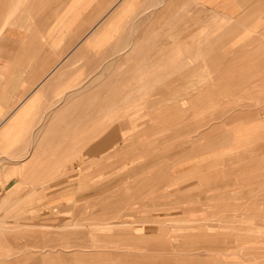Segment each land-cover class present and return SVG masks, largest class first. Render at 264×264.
<instances>
[{"label": "crops", "instance_id": "crops-1", "mask_svg": "<svg viewBox=\"0 0 264 264\" xmlns=\"http://www.w3.org/2000/svg\"><path fill=\"white\" fill-rule=\"evenodd\" d=\"M255 91L264 92V0H0V200L114 181L158 196L185 186H160L158 157L205 146L223 124L225 154L252 170L264 115L229 97ZM212 106L220 119L208 129ZM229 107L242 109L223 115Z\"/></svg>", "mask_w": 264, "mask_h": 264}, {"label": "rangeland", "instance_id": "rangeland-1", "mask_svg": "<svg viewBox=\"0 0 264 264\" xmlns=\"http://www.w3.org/2000/svg\"><path fill=\"white\" fill-rule=\"evenodd\" d=\"M243 94L229 100L254 103L255 114L264 115V92ZM216 96L208 93V100ZM218 109H207L213 116L208 129L220 119L214 117ZM223 109L232 115L242 107ZM222 126L211 130L205 146L194 141L186 155L158 157L160 186H185L160 187L155 197L114 181L95 190L40 188L35 203L14 196L0 200V228H6L0 233V264H264V148H256L248 170L246 156L222 149L232 138L231 125ZM164 143L167 148L170 141ZM70 176L63 173L64 183ZM155 199L159 203L152 204ZM65 232L70 235L61 236ZM246 233L252 241L241 235Z\"/></svg>", "mask_w": 264, "mask_h": 264}, {"label": "bare ground", "instance_id": "bare-ground-1", "mask_svg": "<svg viewBox=\"0 0 264 264\" xmlns=\"http://www.w3.org/2000/svg\"><path fill=\"white\" fill-rule=\"evenodd\" d=\"M0 233H1V231H0Z\"/></svg>", "mask_w": 264, "mask_h": 264}]
</instances>
